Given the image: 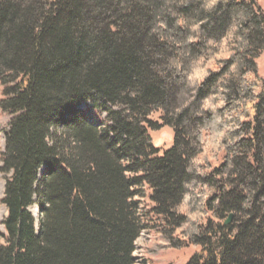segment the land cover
I'll return each instance as SVG.
<instances>
[{"label":"trees","instance_id":"trees-1","mask_svg":"<svg viewBox=\"0 0 264 264\" xmlns=\"http://www.w3.org/2000/svg\"><path fill=\"white\" fill-rule=\"evenodd\" d=\"M263 53L257 0H0V264H264Z\"/></svg>","mask_w":264,"mask_h":264},{"label":"rangeland","instance_id":"rangeland-1","mask_svg":"<svg viewBox=\"0 0 264 264\" xmlns=\"http://www.w3.org/2000/svg\"><path fill=\"white\" fill-rule=\"evenodd\" d=\"M259 5L264 8V0H257ZM259 73L264 79V53L258 60ZM3 88L0 85V101L2 100ZM161 113L154 114L151 118L153 122L161 123ZM6 116L0 112V122L6 120ZM153 143L156 148L160 149L163 153L170 149L173 144V132L169 128H161L157 132H150ZM4 147V142L0 138V152ZM5 187L4 177L0 174V199L3 197ZM34 217H38L39 210L36 205L30 208ZM7 218V210L0 205V245L5 244V229L3 222ZM194 254L190 248L184 250L164 249L161 242L156 238L153 232L144 231L136 243V259L137 264H187L189 259Z\"/></svg>","mask_w":264,"mask_h":264},{"label":"water","instance_id":"water-1","mask_svg":"<svg viewBox=\"0 0 264 264\" xmlns=\"http://www.w3.org/2000/svg\"><path fill=\"white\" fill-rule=\"evenodd\" d=\"M232 216L227 220L226 224L229 225L232 222Z\"/></svg>","mask_w":264,"mask_h":264}]
</instances>
